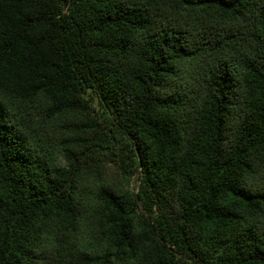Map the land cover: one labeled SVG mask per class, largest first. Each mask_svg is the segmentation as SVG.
<instances>
[{
	"label": "trees",
	"instance_id": "trees-1",
	"mask_svg": "<svg viewBox=\"0 0 264 264\" xmlns=\"http://www.w3.org/2000/svg\"><path fill=\"white\" fill-rule=\"evenodd\" d=\"M0 264H264V0H0Z\"/></svg>",
	"mask_w": 264,
	"mask_h": 264
}]
</instances>
